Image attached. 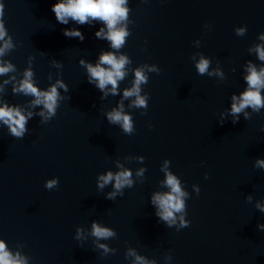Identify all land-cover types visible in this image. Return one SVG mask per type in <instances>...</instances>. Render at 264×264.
I'll list each match as a JSON object with an SVG mask.
<instances>
[{
  "label": "water",
  "instance_id": "water-1",
  "mask_svg": "<svg viewBox=\"0 0 264 264\" xmlns=\"http://www.w3.org/2000/svg\"><path fill=\"white\" fill-rule=\"evenodd\" d=\"M56 2L0 0V48L10 44L0 66H12L0 74V106L28 117L22 137L0 121L6 251L23 264H264V107L231 112L232 97L248 89L249 66L264 68L256 51L264 47V0H127L119 49L103 21L58 22ZM106 53L127 59L115 94L87 70ZM29 71L38 90L56 87L54 115L18 90ZM138 71L146 82L125 97ZM114 110L130 118L131 132L108 119ZM122 171L130 186H98ZM169 174L184 207L164 221L153 197L170 192ZM94 222L114 235L98 239Z\"/></svg>",
  "mask_w": 264,
  "mask_h": 264
},
{
  "label": "clouds",
  "instance_id": "clouds-1",
  "mask_svg": "<svg viewBox=\"0 0 264 264\" xmlns=\"http://www.w3.org/2000/svg\"><path fill=\"white\" fill-rule=\"evenodd\" d=\"M127 0H58V2L52 5V11L55 13L56 19L61 24H67L68 18L78 22L79 24H85L88 22L89 18L94 20L103 21L108 32L106 34L107 40L111 42L113 48L119 49L124 43V37L127 35L122 29L116 27L117 23L121 20L126 19L127 9L124 5ZM2 7V6H0ZM103 29L96 32L97 37H101ZM243 30L237 31V34H242ZM5 35V30L3 24L0 23V39H3ZM65 36H76L83 39V36L78 30H68L64 31ZM264 39V36H261ZM10 47L9 42H5L4 48ZM4 48H0V55L3 54ZM259 59L264 60V47L257 46L256 48ZM127 59L121 56L119 59L112 53H106L101 55L100 63L96 66L89 64L87 66L88 73L91 78L98 81L97 87L103 90L106 85H112V91L115 94L117 87V81L123 79L125 73L122 71ZM101 65H108L110 67L105 68ZM209 67V61L206 59H201L197 64V69L200 74H204ZM12 70L11 65L0 66V74L6 73ZM26 78L21 82L19 91L23 92L25 95H33L36 97L35 104H43L44 108L47 109L49 115H54L55 105L57 103V89L55 86H51L49 91H40L31 82L32 73L26 72ZM248 89L242 93L237 102V97L233 96V104L231 108L232 114L240 113L246 107H252L254 110L258 111L261 107H264V100H262L260 95V89L264 88V68L259 72L254 66H249L248 75L245 77ZM141 82H146L145 77L141 72L136 73V80L134 86L131 90H126L124 96H132L139 92V84ZM91 83V80L89 81ZM17 91V89H13ZM137 106H145V100L137 97L135 101ZM43 116L44 113L41 112ZM31 113H29V117ZM247 118V117H246ZM28 117L23 115L19 108L10 107L7 104L0 106V121H3L8 125L10 132L15 137H22L23 133L26 131L25 124ZM108 119L113 122H123V128L125 132H131V121L127 116H122L121 112L113 111L108 114ZM237 121L234 120L235 124ZM257 164L260 167H264V160H258ZM131 173L128 171H122L117 174L109 172L107 175H103L99 178V187L103 188L105 184L115 181L114 187L119 191L125 185H131L130 180ZM207 175V174H206ZM56 181H48L45 185L47 189H52L56 185ZM167 186L170 188V192L163 195L156 194L153 197V203L157 204L159 211L157 215L164 221H168L173 218V212H179L183 207V201L180 199L185 193L181 191L178 180L175 176L169 174L166 180ZM116 193H109L108 199H113ZM259 207V205H258ZM264 210V209H262ZM185 226H189L186 224ZM79 234V230H78ZM92 234L98 239H107L114 235L112 230L109 228H102L95 222L92 225ZM101 247H105L101 245ZM107 250V249H105ZM138 260L141 257H137ZM0 264H23L20 259L13 258L12 255L6 251L5 244L0 241Z\"/></svg>",
  "mask_w": 264,
  "mask_h": 264
}]
</instances>
